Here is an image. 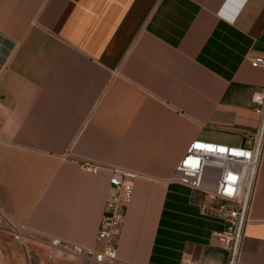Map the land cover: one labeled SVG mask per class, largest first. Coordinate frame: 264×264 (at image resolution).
<instances>
[{
  "label": "crops",
  "instance_id": "0c3cea01",
  "mask_svg": "<svg viewBox=\"0 0 264 264\" xmlns=\"http://www.w3.org/2000/svg\"><path fill=\"white\" fill-rule=\"evenodd\" d=\"M254 58L264 0H0V212L23 233L100 251L118 170L133 187L118 262L226 264L224 224L175 168L195 141L257 134ZM240 264H264V150Z\"/></svg>",
  "mask_w": 264,
  "mask_h": 264
},
{
  "label": "built area",
  "instance_id": "2783aa9c",
  "mask_svg": "<svg viewBox=\"0 0 264 264\" xmlns=\"http://www.w3.org/2000/svg\"><path fill=\"white\" fill-rule=\"evenodd\" d=\"M250 64L264 70V58H254ZM251 103L261 117L258 132L251 141L237 147L195 141L175 168L176 181L196 191L204 202V208H209L224 224L225 230L215 238L227 253L226 264H240L244 230L249 223L264 150V90L255 92ZM79 168L90 175H97L101 169L91 163H83ZM109 172V190L96 235L101 250L69 248L85 264H121L117 260V239L132 199L133 187L127 174L118 170ZM52 245L68 248L59 240H52Z\"/></svg>",
  "mask_w": 264,
  "mask_h": 264
},
{
  "label": "rangeland",
  "instance_id": "374dc122",
  "mask_svg": "<svg viewBox=\"0 0 264 264\" xmlns=\"http://www.w3.org/2000/svg\"><path fill=\"white\" fill-rule=\"evenodd\" d=\"M0 264H85L69 248L15 229L0 212Z\"/></svg>",
  "mask_w": 264,
  "mask_h": 264
},
{
  "label": "snow or ice",
  "instance_id": "6c2138e0",
  "mask_svg": "<svg viewBox=\"0 0 264 264\" xmlns=\"http://www.w3.org/2000/svg\"><path fill=\"white\" fill-rule=\"evenodd\" d=\"M195 147L200 148V147H202V146H201V145H195Z\"/></svg>",
  "mask_w": 264,
  "mask_h": 264
}]
</instances>
